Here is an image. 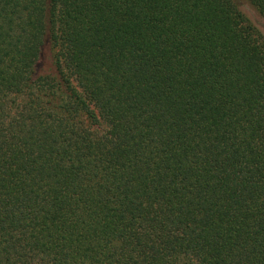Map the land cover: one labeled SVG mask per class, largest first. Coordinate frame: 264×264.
Instances as JSON below:
<instances>
[{"label":"trees","instance_id":"1","mask_svg":"<svg viewBox=\"0 0 264 264\" xmlns=\"http://www.w3.org/2000/svg\"><path fill=\"white\" fill-rule=\"evenodd\" d=\"M0 264H264V0H0Z\"/></svg>","mask_w":264,"mask_h":264}]
</instances>
